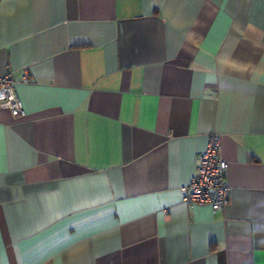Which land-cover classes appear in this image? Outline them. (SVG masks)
<instances>
[{
  "label": "crops",
  "instance_id": "1",
  "mask_svg": "<svg viewBox=\"0 0 264 264\" xmlns=\"http://www.w3.org/2000/svg\"><path fill=\"white\" fill-rule=\"evenodd\" d=\"M7 71L0 264H264V0H0ZM212 131L216 211L179 191Z\"/></svg>",
  "mask_w": 264,
  "mask_h": 264
},
{
  "label": "built area",
  "instance_id": "2",
  "mask_svg": "<svg viewBox=\"0 0 264 264\" xmlns=\"http://www.w3.org/2000/svg\"><path fill=\"white\" fill-rule=\"evenodd\" d=\"M22 81L28 82L29 78L24 75ZM0 107L7 108L13 116L24 113L11 71L0 73ZM226 169L227 162L221 157L219 134L212 131L205 148L197 155L193 176L179 187L181 201L187 205L207 204L214 211L223 209L229 193Z\"/></svg>",
  "mask_w": 264,
  "mask_h": 264
}]
</instances>
